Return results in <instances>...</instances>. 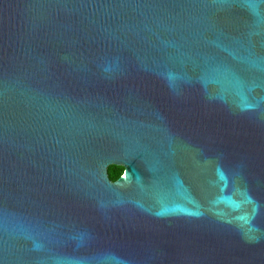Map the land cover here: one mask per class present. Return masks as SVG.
Masks as SVG:
<instances>
[{
	"label": "water",
	"instance_id": "water-1",
	"mask_svg": "<svg viewBox=\"0 0 264 264\" xmlns=\"http://www.w3.org/2000/svg\"><path fill=\"white\" fill-rule=\"evenodd\" d=\"M0 264H264V0H0Z\"/></svg>",
	"mask_w": 264,
	"mask_h": 264
},
{
	"label": "flooded vegetation",
	"instance_id": "flooded-vegetation-1",
	"mask_svg": "<svg viewBox=\"0 0 264 264\" xmlns=\"http://www.w3.org/2000/svg\"><path fill=\"white\" fill-rule=\"evenodd\" d=\"M110 167H114V168H116V170L117 171H119V170H121V175L119 176V177H121L123 174H124V172H125V167L124 166H115V165H113V166H110ZM109 167V168H110ZM175 170V174L178 176V177H180L182 180H184L185 181V185L187 186L188 185V168L186 167V171L184 172L183 171V167H182V165H181V163H180V161H179V159H177L176 160V162H175V168H174ZM185 174V176H183ZM118 177V178H119ZM183 177L185 178V179H183ZM117 178V179H118ZM116 181V180H115ZM115 181H112V182H115Z\"/></svg>",
	"mask_w": 264,
	"mask_h": 264
},
{
	"label": "trees",
	"instance_id": "trees-1",
	"mask_svg": "<svg viewBox=\"0 0 264 264\" xmlns=\"http://www.w3.org/2000/svg\"><path fill=\"white\" fill-rule=\"evenodd\" d=\"M108 175L111 181H115L121 175V170L117 171L116 168L110 167L108 168Z\"/></svg>",
	"mask_w": 264,
	"mask_h": 264
}]
</instances>
